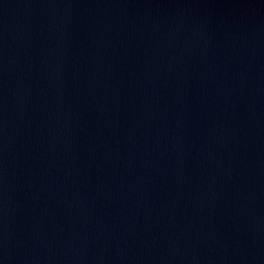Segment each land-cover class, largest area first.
<instances>
[{
  "label": "water",
  "instance_id": "obj_1",
  "mask_svg": "<svg viewBox=\"0 0 264 264\" xmlns=\"http://www.w3.org/2000/svg\"><path fill=\"white\" fill-rule=\"evenodd\" d=\"M0 264H264V0H0Z\"/></svg>",
  "mask_w": 264,
  "mask_h": 264
}]
</instances>
